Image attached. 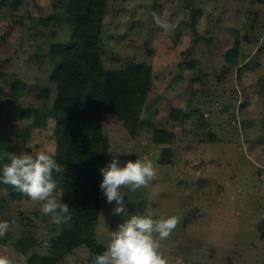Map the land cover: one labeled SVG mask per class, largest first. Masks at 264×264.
<instances>
[{
  "label": "rangeland",
  "instance_id": "rangeland-1",
  "mask_svg": "<svg viewBox=\"0 0 264 264\" xmlns=\"http://www.w3.org/2000/svg\"><path fill=\"white\" fill-rule=\"evenodd\" d=\"M59 1L0 0V158L56 151L60 88L49 52L70 41L67 0L58 7L61 19L41 17L56 13ZM100 53L108 68L152 66L149 91L116 86L92 96L109 137L107 164L117 153L120 166L143 157L155 166L147 187L122 189L128 214L182 216L161 241L169 264H264V0H109ZM8 107L15 114L9 123L2 114ZM43 108L54 112L41 117ZM174 108L183 120L172 119ZM9 188L0 182V221H13L10 238L31 233L36 244L24 255L4 236L0 255L13 264L52 255L61 224ZM114 207L104 197L98 246L128 218L113 215ZM91 256L81 244L55 264H94Z\"/></svg>",
  "mask_w": 264,
  "mask_h": 264
},
{
  "label": "trees",
  "instance_id": "trees-1",
  "mask_svg": "<svg viewBox=\"0 0 264 264\" xmlns=\"http://www.w3.org/2000/svg\"><path fill=\"white\" fill-rule=\"evenodd\" d=\"M63 1L66 3V0ZM63 1L55 4L56 13L43 15L41 21L47 23L61 19L58 7H63ZM108 1L67 0L63 8L70 18V41L53 46L49 52L58 60L50 77L60 88L53 116L56 120V151L53 156L64 167L61 173L53 172V178L62 184L63 201L69 205L72 219L61 224L60 231L51 237L52 255H30L29 264H55L81 244L88 246L94 263L95 256L106 249L97 245L95 228L104 199L99 188L103 179L100 169L107 166L109 137L103 131L92 96L104 94L116 86L147 92L152 85L150 64L118 68L104 66L100 49ZM53 112L52 108H43L40 115H52ZM2 114L7 123L15 115L9 107L3 109ZM171 117L181 121L184 114L181 109L174 108ZM163 160L166 158L163 157ZM8 162L7 156L0 158V175L3 165ZM9 190L13 196H22L12 186ZM5 237L6 241L11 239V244L24 255L36 244V238L31 233L15 238L6 234ZM181 262L193 264L190 259Z\"/></svg>",
  "mask_w": 264,
  "mask_h": 264
},
{
  "label": "clouds",
  "instance_id": "clouds-1",
  "mask_svg": "<svg viewBox=\"0 0 264 264\" xmlns=\"http://www.w3.org/2000/svg\"><path fill=\"white\" fill-rule=\"evenodd\" d=\"M152 15L158 25L167 27L155 12ZM116 154L112 153L113 158L100 169L103 179L99 188L107 203L115 202L113 215L128 218L111 232L106 249L95 256L94 264H169L160 251L161 241L172 235L182 216L153 218L150 215H129L125 201L127 193L122 189L136 192L147 187L157 178V173L153 161L147 157L134 162L129 160L120 166ZM7 158L9 162L3 165L0 182L12 186L30 200L40 202L39 210L45 216H51L53 223L60 225L72 219L69 205L61 202V196L57 198L55 195L57 183L53 172L61 173L64 167L54 159L53 154L47 150L35 153L21 151L20 154L9 152ZM12 223L0 221V238L7 234ZM0 264H13V261L0 255Z\"/></svg>",
  "mask_w": 264,
  "mask_h": 264
}]
</instances>
